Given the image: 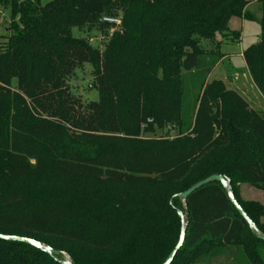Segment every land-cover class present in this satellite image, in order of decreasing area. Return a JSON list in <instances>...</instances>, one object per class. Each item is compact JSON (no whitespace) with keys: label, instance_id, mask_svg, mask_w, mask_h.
I'll use <instances>...</instances> for the list:
<instances>
[{"label":"trees","instance_id":"trees-1","mask_svg":"<svg viewBox=\"0 0 264 264\" xmlns=\"http://www.w3.org/2000/svg\"><path fill=\"white\" fill-rule=\"evenodd\" d=\"M255 0H0L9 9L0 45V264H163L185 219L171 264H218L241 251L264 264L252 234L218 182L264 236V207L238 186L264 192V118L221 81L207 82L239 41L233 19L254 21ZM256 44L242 53L264 99V0ZM100 52L81 34L103 33ZM90 64L97 102L76 106L65 89ZM197 93L184 106L185 80ZM15 82V83H14ZM14 83V84H13ZM174 131L156 137V132Z\"/></svg>","mask_w":264,"mask_h":264},{"label":"rangeland","instance_id":"rangeland-1","mask_svg":"<svg viewBox=\"0 0 264 264\" xmlns=\"http://www.w3.org/2000/svg\"><path fill=\"white\" fill-rule=\"evenodd\" d=\"M258 10L257 6L250 7L248 12L252 14L256 20L246 21L239 29H237V26H239L238 24L234 22L229 23V28L231 30L237 29L241 31V39L236 43H232L229 40H222L220 52L224 57L206 77V81L209 83L213 81L223 82L228 91L236 93L247 103L249 109L257 112L264 118V99L253 85L242 58L243 51L256 44L259 40L260 24L258 20ZM10 19V10L0 8V45L5 43L7 26L10 23ZM72 35L74 38L93 37V39L97 36L96 33L83 35L76 29H73ZM99 45L101 46L100 40H94L93 47H98ZM98 49L101 52L103 48ZM184 80V106L186 109H189L197 93V87L196 84H193L194 82L190 80L189 76H186V78L184 76ZM65 89L76 103V106H85L89 102H97L98 94L96 92L95 76L92 66L90 64L78 66L73 74L67 78ZM168 132L170 136L175 135L173 130H167L162 132L157 131L155 136L159 137L160 135H166ZM238 191L242 201L257 203L264 207V192L258 191L247 185H239ZM261 222L264 224V217L261 219ZM259 253L264 262V248H261ZM218 264H250V262L241 251H238V253H234L231 256L222 257Z\"/></svg>","mask_w":264,"mask_h":264},{"label":"water","instance_id":"water-1","mask_svg":"<svg viewBox=\"0 0 264 264\" xmlns=\"http://www.w3.org/2000/svg\"><path fill=\"white\" fill-rule=\"evenodd\" d=\"M211 182H218V183H220L222 185V187L226 190V194H227V198H228L229 202L234 207V209L236 210L238 215L247 224L250 232L252 234H255L256 238L259 241L264 243V236L261 235V233L259 232V230L255 226V224L247 217V215L244 213L242 208L236 202V200H235V198L233 196L232 190H231V188L229 186V182L227 180H225L222 176H212V177H209V178L205 179L204 181H201V182L197 183L196 185H194L193 187H191L187 191H185L182 194H180L179 197H180L181 201L184 203L191 194H193L195 191H197L200 188L208 185ZM177 214L180 217L181 223H182L179 239H178V242H177L175 248L172 250V252L169 254L168 258L165 260V262L163 264H171L173 262L177 252L182 247L184 239H185V223H184L185 217H184L183 213L180 212V211H178ZM0 241L15 242V243L25 244V245L31 246V247H33V248H35L37 250H40V251L48 254L49 256H54V255H58L59 254L58 252L53 251L51 248H49V247H47V246H45L43 244H40V243H38V242H36L34 240L28 239V238L0 235ZM62 255L64 256V260L61 262V264H71L69 258L67 256H65L64 254H62Z\"/></svg>","mask_w":264,"mask_h":264},{"label":"built area","instance_id":"built-area-1","mask_svg":"<svg viewBox=\"0 0 264 264\" xmlns=\"http://www.w3.org/2000/svg\"><path fill=\"white\" fill-rule=\"evenodd\" d=\"M101 23L108 25L110 27V29L107 32V36L104 35L103 33H96L97 36L94 37H89L88 38V43L93 46V42L94 40H100L101 42V46L99 45L98 48H103V44L117 31H120V27H121V20L120 18H108V17H104L101 19ZM106 37V38H105ZM99 50V49H98Z\"/></svg>","mask_w":264,"mask_h":264},{"label":"crops","instance_id":"crops-1","mask_svg":"<svg viewBox=\"0 0 264 264\" xmlns=\"http://www.w3.org/2000/svg\"><path fill=\"white\" fill-rule=\"evenodd\" d=\"M252 6H257L258 9H259L258 0H255V1L251 2V3L247 6L246 10L248 11L249 8L252 7ZM258 13H259L258 20H260V18H261L260 10H258ZM255 20H256V19H255ZM232 22H234L235 24H238L239 26H237V27H238L237 29H239V28H241V26H242L246 21H244V20H240V19H233V20L230 21V23H232ZM237 29H233V30L230 29V30H231V31H238V32L240 33V38H239V41H240V39H241V31H240V30H237ZM239 41H238V42H239Z\"/></svg>","mask_w":264,"mask_h":264}]
</instances>
